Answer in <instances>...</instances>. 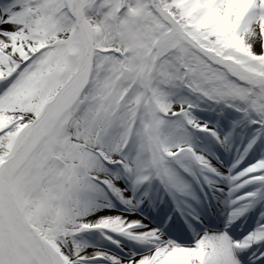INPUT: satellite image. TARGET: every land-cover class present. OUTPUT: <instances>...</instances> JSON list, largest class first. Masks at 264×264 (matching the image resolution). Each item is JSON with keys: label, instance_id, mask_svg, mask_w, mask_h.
Segmentation results:
<instances>
[{"label": "snow or ice", "instance_id": "6c2138e0", "mask_svg": "<svg viewBox=\"0 0 264 264\" xmlns=\"http://www.w3.org/2000/svg\"><path fill=\"white\" fill-rule=\"evenodd\" d=\"M0 264H264V0H0Z\"/></svg>", "mask_w": 264, "mask_h": 264}]
</instances>
